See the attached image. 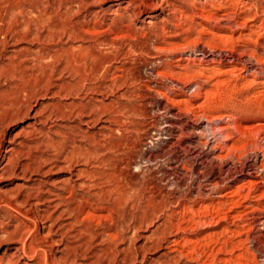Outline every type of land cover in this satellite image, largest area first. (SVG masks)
Instances as JSON below:
<instances>
[{"label": "rangeland", "instance_id": "374dc122", "mask_svg": "<svg viewBox=\"0 0 264 264\" xmlns=\"http://www.w3.org/2000/svg\"><path fill=\"white\" fill-rule=\"evenodd\" d=\"M71 1L0 0V9L20 6L52 23L85 17L83 31L113 44L110 97L84 101L99 113L110 104L114 179L129 207L144 196V211L129 224L85 208L80 240L40 252L47 225L5 208L0 264L16 245L36 246L41 258L28 252L15 264H264V0H96V14ZM5 92L0 84V98ZM30 121L6 128L1 145ZM89 125L82 129L92 144L98 125ZM75 126L32 134L8 169L31 175L40 161L55 163L56 145L78 141ZM34 179L42 178L0 175V197Z\"/></svg>", "mask_w": 264, "mask_h": 264}, {"label": "bare ground", "instance_id": "6f19581e", "mask_svg": "<svg viewBox=\"0 0 264 264\" xmlns=\"http://www.w3.org/2000/svg\"><path fill=\"white\" fill-rule=\"evenodd\" d=\"M81 1L78 11L89 9L95 13L96 0ZM87 24L85 17L81 23H52L49 18L40 14L34 16L20 6L0 9V84L6 91L0 98V142L5 140L6 128L31 116L30 124L17 134L9 135L5 146L0 143V175L6 173L27 182L31 181L32 175L42 178L34 179L33 184L16 185L10 189L3 198L0 197V211L5 208L16 210L21 217L37 226L47 225L39 233L40 252L44 243L53 248L64 247L65 238L80 240V217L85 208L96 210L104 207L116 221L127 220L129 224L144 211V196L136 193L129 207L127 193L120 190L114 179V131L110 104L105 105L101 113L96 109L86 111L89 103L84 100L88 94L91 95L89 101L94 103L97 100L93 96L106 100L110 97L113 63V44L105 37L83 31L81 25ZM63 75L71 82L70 86L60 85ZM71 124L76 125L78 141L72 146L56 145L55 163L39 160L37 170L31 175H27L25 167L8 169L10 160L19 154L17 148H24L32 134L44 131L52 134L53 129L71 130ZM89 124L98 125L94 137L99 140L92 144L85 141L86 132L82 129ZM53 170L64 173V177L58 181H47L46 176ZM111 186H114L112 190ZM24 246L13 247L12 255L3 264H12L13 258L23 259L29 253L31 257L41 256L36 246L29 247L27 252ZM40 261L47 264L48 259L44 257ZM50 261L53 263L55 260Z\"/></svg>", "mask_w": 264, "mask_h": 264}]
</instances>
